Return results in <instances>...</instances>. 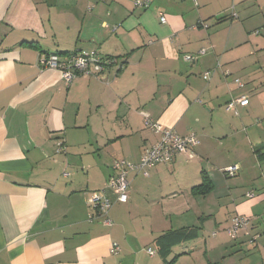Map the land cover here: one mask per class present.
Listing matches in <instances>:
<instances>
[{"label":"crops","instance_id":"obj_1","mask_svg":"<svg viewBox=\"0 0 264 264\" xmlns=\"http://www.w3.org/2000/svg\"><path fill=\"white\" fill-rule=\"evenodd\" d=\"M133 2L0 0V264H264V0ZM77 52L117 65L68 85L40 65ZM145 117L195 134V157L130 173L118 203L113 164L159 139ZM101 191L112 227L88 204Z\"/></svg>","mask_w":264,"mask_h":264},{"label":"built area","instance_id":"obj_2","mask_svg":"<svg viewBox=\"0 0 264 264\" xmlns=\"http://www.w3.org/2000/svg\"><path fill=\"white\" fill-rule=\"evenodd\" d=\"M133 5L137 9H146L150 5V0H134ZM160 23H165L163 15L160 16ZM204 50L199 52L203 55ZM186 61H193L192 57H185ZM115 59L100 57L94 52H77L67 55L63 61L59 60L58 55L51 54L43 56L40 59V65L47 69L57 70L61 79L68 85L81 75L100 76L107 72L113 65L116 64ZM209 73L204 74V79H207ZM241 86L239 80L235 81ZM248 98L241 97L230 101L227 106V111H233L237 114L235 108L237 106L246 107L248 105ZM144 127L151 130L154 134L159 136L158 141L150 148L143 151L138 163H128L124 160L116 161L112 169L113 176L108 182V187L114 192L116 202L126 203L128 201L129 181L128 175L130 173L141 174L148 176V172L157 165L171 163L176 156L185 155L189 159H193L195 154L193 148L198 144V138L195 134L187 136H179L175 132L163 128L159 123L154 122L147 117L143 120ZM62 144H57L56 152H61ZM238 167H229L224 171L227 177H233L237 174ZM252 198V195H247ZM88 204L91 210L97 213L101 218V223L104 227H112L113 221L109 217V212L112 207L110 200L105 196L104 191L94 193L90 196ZM249 225V218L235 215L231 217L229 227L226 229L228 237L235 241L240 231H247ZM250 243L255 241L254 238H249ZM119 251L118 245L112 243L110 248L111 254H117ZM150 256L154 255V250L151 248L146 250Z\"/></svg>","mask_w":264,"mask_h":264},{"label":"trees","instance_id":"obj_3","mask_svg":"<svg viewBox=\"0 0 264 264\" xmlns=\"http://www.w3.org/2000/svg\"><path fill=\"white\" fill-rule=\"evenodd\" d=\"M194 152V151H193ZM179 156V155H178ZM177 157V156H176ZM175 157V158H176ZM135 174V173H134ZM137 175H140V174H137ZM208 184H209V179L208 177H206L205 175H203L202 173V184L198 187H195L193 188V191L196 192V193H200V194H205V192H207V187H208ZM164 238V236H163ZM153 250V249H152Z\"/></svg>","mask_w":264,"mask_h":264}]
</instances>
